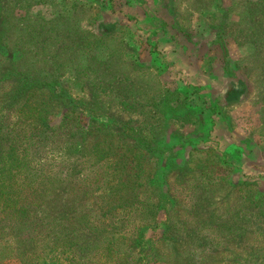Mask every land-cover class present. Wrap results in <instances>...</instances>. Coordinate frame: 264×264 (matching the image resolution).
I'll use <instances>...</instances> for the list:
<instances>
[{"label":"rangeland","instance_id":"rangeland-1","mask_svg":"<svg viewBox=\"0 0 264 264\" xmlns=\"http://www.w3.org/2000/svg\"><path fill=\"white\" fill-rule=\"evenodd\" d=\"M0 130V264H264V0H0Z\"/></svg>","mask_w":264,"mask_h":264},{"label":"trees","instance_id":"trees-1","mask_svg":"<svg viewBox=\"0 0 264 264\" xmlns=\"http://www.w3.org/2000/svg\"><path fill=\"white\" fill-rule=\"evenodd\" d=\"M19 94H20V96L21 95H23V91L22 92H18ZM162 131V130H161ZM0 135H1V130H0ZM156 136L154 135L153 136V138H155ZM0 141H1V136H0ZM153 142L155 143V140H153ZM1 153H2V151H0V156H1ZM1 158V157H0ZM15 163H12V165H14ZM244 259V261L246 262V263H248V262H250V260H249V256H245V257H243L242 258V260Z\"/></svg>","mask_w":264,"mask_h":264},{"label":"crops","instance_id":"crops-1","mask_svg":"<svg viewBox=\"0 0 264 264\" xmlns=\"http://www.w3.org/2000/svg\"><path fill=\"white\" fill-rule=\"evenodd\" d=\"M177 63H180V61H177Z\"/></svg>","mask_w":264,"mask_h":264}]
</instances>
